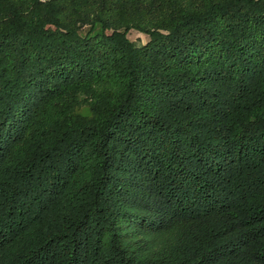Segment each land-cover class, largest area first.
<instances>
[{"label":"trees","instance_id":"16d2710c","mask_svg":"<svg viewBox=\"0 0 264 264\" xmlns=\"http://www.w3.org/2000/svg\"><path fill=\"white\" fill-rule=\"evenodd\" d=\"M0 264H264V0H0Z\"/></svg>","mask_w":264,"mask_h":264},{"label":"rangeland","instance_id":"374dc122","mask_svg":"<svg viewBox=\"0 0 264 264\" xmlns=\"http://www.w3.org/2000/svg\"><path fill=\"white\" fill-rule=\"evenodd\" d=\"M135 35V32H131L130 36L133 37Z\"/></svg>","mask_w":264,"mask_h":264}]
</instances>
